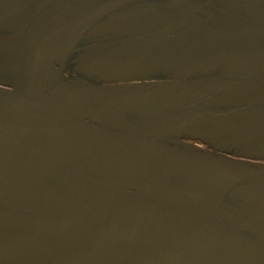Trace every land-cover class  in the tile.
<instances>
[{"label":"flooded vegetation","instance_id":"flooded-vegetation-1","mask_svg":"<svg viewBox=\"0 0 264 264\" xmlns=\"http://www.w3.org/2000/svg\"><path fill=\"white\" fill-rule=\"evenodd\" d=\"M99 1L0 0V264H264V0Z\"/></svg>","mask_w":264,"mask_h":264},{"label":"water","instance_id":"water-1","mask_svg":"<svg viewBox=\"0 0 264 264\" xmlns=\"http://www.w3.org/2000/svg\"><path fill=\"white\" fill-rule=\"evenodd\" d=\"M95 1H99V0H95ZM135 1H138V0H101L99 1L100 3L104 4L101 8L102 10L106 9V10H111V9H114L116 7H119V6H123L124 4H128V3H131V2H135ZM91 17L89 18V21H91ZM23 102L25 103H28V104H31V105H36V106H39V103H34L32 101H28V100H22ZM5 128H8V129H13V130H16V131H22V132H35V131H39V130H48V129H44V128H34V127H18V126H13V125H4ZM67 127H70V128H82L81 125H78V124H68ZM83 146L85 147H89V145L85 142L82 143ZM196 163H198V165L200 166H206V167H210V168H215V169H225V168H228V167H231L230 165L228 164H225L223 163L222 161H219V160H214V159H204V158H198L196 159ZM163 189H167L166 187H162ZM134 204H141L142 206L144 207H148V209L150 210H153V211H158L159 209L156 208V207H151L149 205H146V204H142L138 201H134ZM151 217L148 219V222H147V227H148V230H150L151 232H153L152 234L153 235H164V234H168L171 232L170 229L168 228H164V224L162 223H157V222H152L151 225H150V222H151ZM171 223L172 221L169 220ZM244 225L248 228H251V229H257V228H261V227H264V223L263 224H260L258 226H250V225H247L246 222H244ZM184 231H200V232H217V230H214L208 226H198V228H196L195 226H187V227H184ZM150 234V233H149ZM4 240H7V239H4ZM237 241V245L238 247L240 248H248L251 249L252 253L253 254H256L257 257H259V260H264V252L258 248H256L255 246L251 245V244H248V243H245L239 239H236ZM5 250V248L3 246L0 245V251H3ZM256 251V252H255Z\"/></svg>","mask_w":264,"mask_h":264},{"label":"rangeland","instance_id":"rangeland-1","mask_svg":"<svg viewBox=\"0 0 264 264\" xmlns=\"http://www.w3.org/2000/svg\"><path fill=\"white\" fill-rule=\"evenodd\" d=\"M202 84H205V83H202ZM67 134H69V132ZM108 213H109V225H110L111 233H114V232H120L119 234L125 233L124 235H120L119 237L126 238V239H122V241H126V242L129 239V234H134V235H131V237L134 238V249L152 247L150 244L146 243V241L150 239L148 233H150L152 237L154 238H157L158 235H153L152 234L153 232L148 230L147 222L149 218H143L142 216H134V223H132L126 216L121 215L120 213H116L112 211H109ZM98 215L99 214L95 216H98ZM100 216H103V215L100 214ZM206 224L212 226V224L208 221ZM9 225L11 226V224ZM100 231H103V230L100 229ZM2 232L6 233L4 231ZM127 248L128 247L126 245L121 244L120 250L127 249ZM110 251H113V250H110ZM160 264H169V263L162 262Z\"/></svg>","mask_w":264,"mask_h":264}]
</instances>
